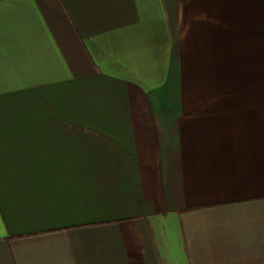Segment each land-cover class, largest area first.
<instances>
[{
  "label": "crops",
  "instance_id": "0c3cea01",
  "mask_svg": "<svg viewBox=\"0 0 264 264\" xmlns=\"http://www.w3.org/2000/svg\"><path fill=\"white\" fill-rule=\"evenodd\" d=\"M0 264H264V0H0Z\"/></svg>",
  "mask_w": 264,
  "mask_h": 264
}]
</instances>
